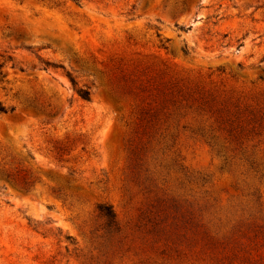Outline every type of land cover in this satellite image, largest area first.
Listing matches in <instances>:
<instances>
[{
  "label": "rangeland",
  "instance_id": "374dc122",
  "mask_svg": "<svg viewBox=\"0 0 264 264\" xmlns=\"http://www.w3.org/2000/svg\"><path fill=\"white\" fill-rule=\"evenodd\" d=\"M0 64V264H264V0H0Z\"/></svg>",
  "mask_w": 264,
  "mask_h": 264
},
{
  "label": "trees",
  "instance_id": "16d2710c",
  "mask_svg": "<svg viewBox=\"0 0 264 264\" xmlns=\"http://www.w3.org/2000/svg\"><path fill=\"white\" fill-rule=\"evenodd\" d=\"M75 3H80L82 0H71ZM9 60H11L10 57H8ZM40 63H42L44 65V68L47 69L49 67H53L56 68L55 65L48 63L47 61H44L42 59H39ZM1 67V64H0ZM70 78V77H69ZM70 82L72 84L73 87L76 86V83L74 82V80L72 78H70ZM77 94L79 96V98L83 101H89L90 98V92L88 89L85 88H79L77 89ZM14 111V107H5L1 102H0V114H10ZM99 213L106 219L108 225H113L114 224V214L110 208V206H99L98 207Z\"/></svg>",
  "mask_w": 264,
  "mask_h": 264
}]
</instances>
